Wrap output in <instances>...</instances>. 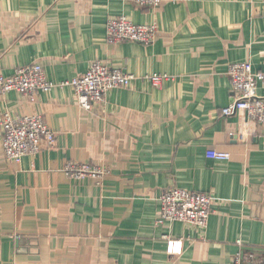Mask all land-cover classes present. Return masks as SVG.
<instances>
[{"label": "crops", "instance_id": "crops-1", "mask_svg": "<svg viewBox=\"0 0 264 264\" xmlns=\"http://www.w3.org/2000/svg\"><path fill=\"white\" fill-rule=\"evenodd\" d=\"M118 16L157 24L154 42L109 44ZM95 60L136 79L92 110L70 86L34 102L0 94V117L42 114L56 132L19 163L0 142V264H229L239 240L264 264V125L222 112L235 100L230 64L264 68V0H0V74L41 64L58 83ZM147 74L171 78L155 87ZM70 161L110 173L74 179ZM175 187L211 196L205 230L160 222L159 198Z\"/></svg>", "mask_w": 264, "mask_h": 264}, {"label": "built area", "instance_id": "built-area-1", "mask_svg": "<svg viewBox=\"0 0 264 264\" xmlns=\"http://www.w3.org/2000/svg\"><path fill=\"white\" fill-rule=\"evenodd\" d=\"M140 6L159 7L164 3L177 0H134ZM157 24H135L127 16L109 18L106 25L107 42L118 44L124 41H136L142 45L154 42L158 33ZM229 76L235 100L222 110L224 115H231L237 110L264 125V68L254 70L250 61L234 62L229 66ZM153 86L160 87L171 78L168 74H147L143 76ZM136 75L120 68L111 67L106 62L95 60L86 73L55 83L46 76L41 64L19 67L12 75L0 74V94L11 91L28 97L34 102L41 92H50L56 87L73 88L78 104L84 110H92L102 103L113 88L128 87ZM56 132L50 128L42 114H26L14 117L10 113L0 117V142L6 158L19 163L29 154H36L44 143L48 148L55 145ZM264 140V135H263ZM206 156L213 160L231 159L229 152L210 149ZM64 172L74 179L86 177L101 180L110 170L106 166L87 162H68ZM159 220L180 221L205 230L212 214V198L208 193L171 188L159 198ZM239 250L229 264H263L254 251L245 249L239 240Z\"/></svg>", "mask_w": 264, "mask_h": 264}]
</instances>
